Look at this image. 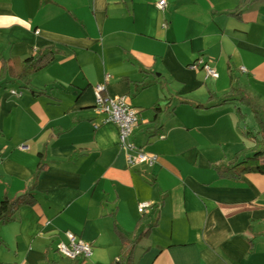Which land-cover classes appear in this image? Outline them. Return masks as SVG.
<instances>
[{
    "label": "crops",
    "instance_id": "1",
    "mask_svg": "<svg viewBox=\"0 0 264 264\" xmlns=\"http://www.w3.org/2000/svg\"><path fill=\"white\" fill-rule=\"evenodd\" d=\"M158 1L0 0V202L30 189L41 152L46 163L35 202L0 222V264H70L66 230L93 245L82 264H111L129 240L133 264H264V173L214 168L245 146L238 106L222 100L235 71L264 103V0ZM47 47L24 86L18 61ZM98 84L130 96L131 139L153 165H129L115 123L94 127Z\"/></svg>",
    "mask_w": 264,
    "mask_h": 264
},
{
    "label": "trees",
    "instance_id": "2",
    "mask_svg": "<svg viewBox=\"0 0 264 264\" xmlns=\"http://www.w3.org/2000/svg\"><path fill=\"white\" fill-rule=\"evenodd\" d=\"M250 3V0H241L237 6L238 10L243 9ZM54 49L52 47H47L44 49H39L36 54L29 56L23 60L18 61L16 68V77L24 83V86H28L30 83V76L38 71L39 69L46 66L53 57ZM8 71V65L5 61L2 63V68L0 71V87H2V81L6 78ZM229 96H234L239 98L242 103L251 106L254 108L256 113L257 122L262 128L261 138L254 139L253 144L247 146L246 148L241 149L236 153L234 159L229 163H221L219 165H214L218 175L220 177H229V178H239L242 174L258 172L264 173V106H262L257 100L248 94V92L242 88L233 87L231 91L226 94L225 99ZM159 104L156 102L153 108L156 111H161ZM198 106H204L199 104ZM209 107V106H205ZM240 112V110L238 109ZM159 114V113H158ZM158 114L153 122L157 123ZM40 163L38 164L37 172L35 173L32 185L30 189L25 193L15 197L9 198L5 197L0 202V222H9L15 218V214L20 206L24 204H33L36 200L32 189L34 188L41 171L45 168V154L40 153ZM136 240H129L123 246L121 254L115 259L111 264H133L134 261V249L136 247ZM81 259H73L70 264H82Z\"/></svg>",
    "mask_w": 264,
    "mask_h": 264
},
{
    "label": "built area",
    "instance_id": "3",
    "mask_svg": "<svg viewBox=\"0 0 264 264\" xmlns=\"http://www.w3.org/2000/svg\"><path fill=\"white\" fill-rule=\"evenodd\" d=\"M156 5L160 10H164L167 7V0H159ZM200 62H196L194 66L200 65ZM203 68L208 75L219 77V73L209 64H204ZM243 69L246 70L245 67ZM108 79L109 75H106V80ZM105 88V84H98L95 87V108L102 118L94 123V127L97 129L107 122L115 123L119 130L120 145L127 151L129 165L139 163L153 165L157 161V154L137 146L131 139L133 131L139 122L138 109L133 105L132 99L127 94L117 96L105 95ZM12 93L17 95L22 94L21 91L16 90H12ZM24 147L22 146V148ZM153 207L154 205L151 202H141L138 205V211L144 214ZM40 234L44 235L45 232L41 231ZM64 234L65 240H61L58 243V251L63 257L73 260L86 259L92 256L93 245L91 243L83 240L71 230L64 231Z\"/></svg>",
    "mask_w": 264,
    "mask_h": 264
},
{
    "label": "rangeland",
    "instance_id": "4",
    "mask_svg": "<svg viewBox=\"0 0 264 264\" xmlns=\"http://www.w3.org/2000/svg\"><path fill=\"white\" fill-rule=\"evenodd\" d=\"M243 69V67H242ZM245 72L246 70L243 69ZM219 73V72H218ZM220 76V73H219ZM235 83L232 85L231 89L233 87L242 88L248 92L252 96V94L248 91L247 87L245 86V76L243 75V72H237L235 71ZM240 79V80H239ZM231 89L226 92L224 95H222V100L225 101H231L233 104L238 106V109L240 110V128L244 132L243 139L245 142V146L243 148H246L247 146H250L253 144V141L255 142V138H261V132L262 128L260 127L259 123L257 122L256 113L254 112V108H252L249 105H246L242 103V101L234 96H229L227 99H225L226 94H228ZM257 100V99H256ZM262 106H264V103H262L260 100H257ZM264 115V114H263ZM264 118V117H263ZM242 148V149H243Z\"/></svg>",
    "mask_w": 264,
    "mask_h": 264
}]
</instances>
